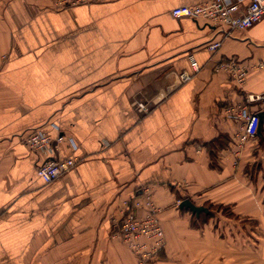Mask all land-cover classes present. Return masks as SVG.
<instances>
[{
	"label": "crops",
	"instance_id": "0c3cea01",
	"mask_svg": "<svg viewBox=\"0 0 264 264\" xmlns=\"http://www.w3.org/2000/svg\"><path fill=\"white\" fill-rule=\"evenodd\" d=\"M206 1L0 0V264H138L119 223L144 188L166 236L147 264H264V120L237 156L225 112H264L247 102L264 91V16L212 50L213 26L170 12ZM222 60L247 68L243 84ZM50 122L52 155L79 161L46 183L24 136L56 135Z\"/></svg>",
	"mask_w": 264,
	"mask_h": 264
},
{
	"label": "built area",
	"instance_id": "2783aa9c",
	"mask_svg": "<svg viewBox=\"0 0 264 264\" xmlns=\"http://www.w3.org/2000/svg\"><path fill=\"white\" fill-rule=\"evenodd\" d=\"M88 0H54L55 7L62 8L76 5ZM175 17H189L201 20L215 28L219 38H213L207 47L218 49L223 38L232 36L237 29H246L259 22L264 16V0H208L196 5H179L171 11ZM191 66L196 70L198 61L193 54H189ZM217 69H224L238 84H243L247 76V68L234 60H222L217 64ZM191 74L183 71L179 74L180 80L189 79ZM264 99V91L258 94H249L247 102ZM227 116L239 122V131L236 133L235 154L240 156L243 145L254 138L261 126L259 112L252 111L248 103L233 104L226 107ZM50 124L58 131L56 135L46 131L42 126H33L27 130L24 141L40 158L37 165V173L49 183L63 176L76 166L79 159L75 156L56 157L53 152L64 136L59 132V125ZM52 157H49L51 156ZM144 188L142 196L124 201L122 217L119 223V234L123 241L137 255L138 264H147L166 245L165 231L160 218L161 209L156 206L149 193ZM144 199V200H143ZM145 203L147 211L144 215L137 213V208Z\"/></svg>",
	"mask_w": 264,
	"mask_h": 264
},
{
	"label": "water",
	"instance_id": "95a60500",
	"mask_svg": "<svg viewBox=\"0 0 264 264\" xmlns=\"http://www.w3.org/2000/svg\"><path fill=\"white\" fill-rule=\"evenodd\" d=\"M260 115V119H261V125H262V122L264 120V112H260L259 113ZM261 127V126H260ZM180 207L183 208H188L190 209L193 213H196L197 215H199L201 212H208L209 209L207 206L205 205H199V204H196L195 202H193L190 198L187 197L182 199L181 202H180Z\"/></svg>",
	"mask_w": 264,
	"mask_h": 264
},
{
	"label": "trees",
	"instance_id": "16d2710c",
	"mask_svg": "<svg viewBox=\"0 0 264 264\" xmlns=\"http://www.w3.org/2000/svg\"><path fill=\"white\" fill-rule=\"evenodd\" d=\"M209 145H211V143H209ZM218 145H220V147H222L223 144H221V142H220ZM211 148H213V147L211 146ZM211 155L214 156V153H213L212 149H211ZM207 207H208L209 211L206 212L205 215L208 217V216H210L209 214L211 213V212H210V209H211L212 206H211V205H207ZM222 209H224V210L226 211V208H225V207H222ZM203 213H204V212H203ZM193 214L195 215V213H193ZM229 214H230V213H229ZM207 217H206V218H207Z\"/></svg>",
	"mask_w": 264,
	"mask_h": 264
}]
</instances>
